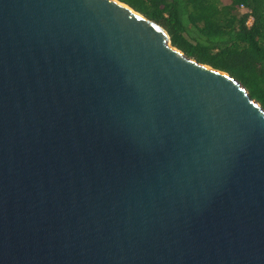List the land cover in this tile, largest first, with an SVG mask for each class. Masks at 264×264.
I'll return each instance as SVG.
<instances>
[{"label": "water", "instance_id": "1", "mask_svg": "<svg viewBox=\"0 0 264 264\" xmlns=\"http://www.w3.org/2000/svg\"><path fill=\"white\" fill-rule=\"evenodd\" d=\"M0 264H264V109L119 0H0Z\"/></svg>", "mask_w": 264, "mask_h": 264}, {"label": "trees", "instance_id": "2", "mask_svg": "<svg viewBox=\"0 0 264 264\" xmlns=\"http://www.w3.org/2000/svg\"><path fill=\"white\" fill-rule=\"evenodd\" d=\"M119 1L162 26L187 56L236 78L264 109V0Z\"/></svg>", "mask_w": 264, "mask_h": 264}, {"label": "rangeland", "instance_id": "3", "mask_svg": "<svg viewBox=\"0 0 264 264\" xmlns=\"http://www.w3.org/2000/svg\"><path fill=\"white\" fill-rule=\"evenodd\" d=\"M251 20L248 21V23L250 22Z\"/></svg>", "mask_w": 264, "mask_h": 264}]
</instances>
